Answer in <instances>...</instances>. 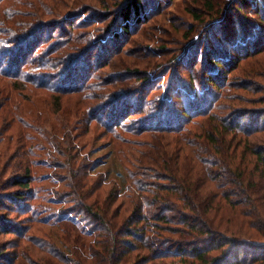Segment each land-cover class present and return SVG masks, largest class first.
<instances>
[{
  "label": "trees",
  "instance_id": "obj_1",
  "mask_svg": "<svg viewBox=\"0 0 264 264\" xmlns=\"http://www.w3.org/2000/svg\"><path fill=\"white\" fill-rule=\"evenodd\" d=\"M173 1L53 0L48 20L28 0L0 5V145L29 143L0 156V264H264V0H187L178 43H135ZM139 50L155 61L100 77ZM42 92L77 96L84 132L105 126L122 187L22 106ZM38 135L54 137L46 173Z\"/></svg>",
  "mask_w": 264,
  "mask_h": 264
},
{
  "label": "rangeland",
  "instance_id": "obj_2",
  "mask_svg": "<svg viewBox=\"0 0 264 264\" xmlns=\"http://www.w3.org/2000/svg\"><path fill=\"white\" fill-rule=\"evenodd\" d=\"M53 0H42L43 4L46 2H52ZM92 1L94 4H96L97 0H89ZM187 2V0H174L173 1V5L171 7H169L170 13L169 11H167L165 13V15L163 16H158L156 18H154L149 25H147V28H145L144 30V34H138L134 37V42L138 43L141 40L143 41L144 38H146V34L148 35V33L153 34L154 36H157L160 40V42H162L163 44L169 45L171 43H178L179 39L182 38V33L185 30V24L187 23L186 17V11H185V2ZM197 1V2H195ZM201 1V0H199ZM203 1V0H202ZM11 2V1H9ZM7 0L3 1L2 3H0V5L6 3V5H8ZM29 3L26 4V7H24L26 14H33V9L34 11H38V12H43L41 19L45 20V19H50L52 18L50 14H45L44 11H48L45 9V4H41V8L35 6L37 0H28ZM192 4H198V0H191ZM31 4V5H28ZM168 9V8H167ZM44 10V11H42ZM176 16V17H175ZM31 19V17H29ZM160 18L162 19L161 22H157V19ZM174 18V19H173ZM167 19V20H165ZM168 19L170 20V22L168 21ZM160 23V27H154L152 26V24H157ZM47 33V31L45 32V34ZM146 33V34H145ZM53 39H50L48 42H50ZM140 40V41H139ZM131 43L129 44L130 47ZM137 45V44H136ZM133 51V50H132ZM129 53L127 55H122L116 58V60L113 62V59L111 60V63H109L108 65H104L102 67H104V69L100 72V77L105 75L108 78H112L113 73L116 72V74H118V72L120 74H124L126 72L125 69H129L131 68V66L133 65V63L130 62L129 59H131V57L135 56V54L140 53V57L135 60L138 61L139 66L137 68L142 69L144 67L147 68V66L149 65V63L152 64V62L155 61V59L153 58H149L150 56H152L151 53H149V51H144V50H139L137 52L134 53ZM151 52V51H150ZM124 56V57H123ZM130 63V64H129ZM249 63V62H248ZM248 63H246L245 65H248ZM121 76V75H120ZM128 77V76H127ZM113 79V78H112ZM131 80V79H130ZM264 80V79H263ZM97 81V80H96ZM96 81H94L96 83ZM120 82L122 84H126L128 81L125 80H120ZM98 85V84H97ZM43 94H47L50 95L48 93L42 92ZM65 96V94H63ZM39 97V96H38ZM34 100H30V101H22L21 103L22 106H26L28 108H33L34 110H38L40 111L41 115L44 117L41 120L45 123V128H47V130L45 131H56L55 133H57V135H61L65 132H69L72 136H73V140L74 142L80 147L82 153H84L85 155H87L88 159L92 160V161H98L99 163L96 165L95 170L94 171H103L107 178H111L113 180H117L120 184V186H123L124 183V178L126 175V172L124 170V168L122 167V162H121V156H119L118 151L114 148L113 146V142H115L113 140V138L111 137L110 134H108V132L105 129V126L97 123V122H92L91 124V128H89V130L87 132H84L83 130V126H84V122L86 118L83 117H79L76 116V114H73V108L77 105H79L80 100L77 96L71 95V96H65L63 99H60L62 101L61 106H56L55 102L57 101L55 98L52 97V95L49 96V101H46L44 96H40V98H33ZM26 101V102H25ZM55 101V102H54ZM46 102H48V104H46ZM99 104V103H98ZM59 107V109H61L59 111V109L57 110V108ZM63 107V108H62ZM35 114V113H34ZM59 114V117H56V115ZM46 117V119H45ZM9 120V129L6 130V132L3 134L5 137L9 136L10 134L13 135L15 137V130L16 128H21V125L19 122H17V120L15 119V121L13 120L12 117H7ZM63 119V120H62ZM7 119H5L6 121ZM12 120V121H10ZM2 125V124H1ZM63 129H65L63 131ZM52 138V139H50ZM53 136L51 135L49 137V141L47 140L48 138L46 136H42V135H38L35 139H34V144L36 143L38 145V149L40 150L39 152H41V155L38 156V160L39 163H41L42 165H39V170H41V172H48V170L51 169L50 165L47 164L49 162V157L47 154H45L46 150L50 151L52 149V143L51 140H53ZM22 139V140H21ZM4 142H2L0 145V156L2 158H6V156L13 150L14 147H17L18 144L23 143V147L22 148H27L28 147V142L26 141V145H25V139L22 137V131H21V135H20V140H3ZM5 141H8L10 144V150H5L3 148H5ZM116 143V142H115ZM18 150V149H16ZM45 151V152H44ZM14 157V156H13ZM37 157V156H36ZM17 158L18 157H14L13 158V163L10 164L9 166L6 167L8 173H11L9 170H12L13 168H17L15 167L16 162H17ZM40 172V173H41ZM263 206H258V210L261 216H263V213L261 212V209ZM27 216V215H25ZM46 230L53 236V238L56 240L55 236H59L61 234V230L55 227H50V226H46L45 227ZM25 243V242H22ZM26 244V243H25ZM23 246V245H22ZM18 264V261H16Z\"/></svg>",
  "mask_w": 264,
  "mask_h": 264
}]
</instances>
